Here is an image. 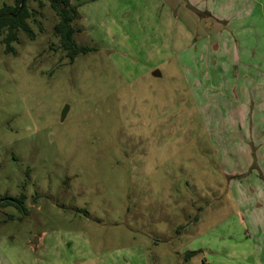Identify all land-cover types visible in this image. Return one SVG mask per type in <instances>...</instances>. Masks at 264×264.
Wrapping results in <instances>:
<instances>
[{"label":"rangeland","instance_id":"rangeland-1","mask_svg":"<svg viewBox=\"0 0 264 264\" xmlns=\"http://www.w3.org/2000/svg\"><path fill=\"white\" fill-rule=\"evenodd\" d=\"M71 2L93 51L32 0L34 39L0 42V198L27 209L0 264H258L229 185L264 152V0Z\"/></svg>","mask_w":264,"mask_h":264},{"label":"trees","instance_id":"trees-1","mask_svg":"<svg viewBox=\"0 0 264 264\" xmlns=\"http://www.w3.org/2000/svg\"><path fill=\"white\" fill-rule=\"evenodd\" d=\"M14 0L13 5H3L0 8V42L4 45L5 53L14 54V47L12 44L17 41V32H23L28 38L34 39V33L28 23L29 19L34 17L35 11L28 8V0ZM37 3L39 9L44 7L47 2L54 12L57 22L53 26V34L58 39L59 48L64 52L65 57L70 62L78 54H86L93 51V48L78 45L73 36L76 33L72 23L77 18V6L73 5L71 0H32ZM26 195L24 192L17 197H1L0 209L6 207H13L20 213L26 214L27 209L24 206ZM9 219L12 217L9 216ZM195 252H188L189 258L193 257Z\"/></svg>","mask_w":264,"mask_h":264},{"label":"crops","instance_id":"crops-1","mask_svg":"<svg viewBox=\"0 0 264 264\" xmlns=\"http://www.w3.org/2000/svg\"><path fill=\"white\" fill-rule=\"evenodd\" d=\"M252 84L259 87L262 95H264V80L255 79ZM243 165L246 170L249 168L250 173V176L246 177L245 186H240L243 180L239 179L236 180L234 192L230 185L229 189L232 190L233 196L241 199L243 205H246V207H242L239 210L242 214V221L247 226L245 235L249 240V246L253 250H251L253 259L258 264H264V152L260 156L256 155L255 159H253L252 155H248V160ZM231 172L235 173L236 171L232 170ZM244 200L246 201L244 202ZM256 208L260 210L254 213ZM245 213L248 215V218L246 217L248 219L247 223H245Z\"/></svg>","mask_w":264,"mask_h":264},{"label":"water","instance_id":"water-1","mask_svg":"<svg viewBox=\"0 0 264 264\" xmlns=\"http://www.w3.org/2000/svg\"><path fill=\"white\" fill-rule=\"evenodd\" d=\"M23 4V0L20 1V6ZM154 77H159L158 71H154L152 74ZM64 113H62V118H63Z\"/></svg>","mask_w":264,"mask_h":264}]
</instances>
